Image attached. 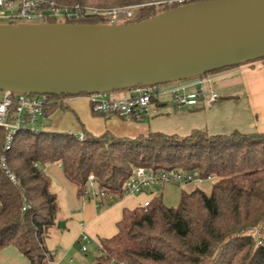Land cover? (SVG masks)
Returning <instances> with one entry per match:
<instances>
[{
  "label": "trees",
  "instance_id": "obj_1",
  "mask_svg": "<svg viewBox=\"0 0 264 264\" xmlns=\"http://www.w3.org/2000/svg\"><path fill=\"white\" fill-rule=\"evenodd\" d=\"M53 1L101 9L145 4L123 25L178 7L169 0ZM198 1L209 0L185 3ZM66 23L107 21L90 16ZM68 97L46 96L43 117L64 108ZM3 145L0 128V157L4 156L16 181L12 183L0 166V250L15 247L29 264H51L54 259L44 247L60 212L52 180L45 172L53 164L76 186L78 197L93 175L98 190L121 199L132 167L154 173L197 170L202 178H215L208 192L183 190L175 208L166 207L157 197L145 208L124 210L117 233L99 239L94 264H264V133L208 135L193 130L186 137L149 133L119 138L108 132L99 137L83 132L78 140L70 133L22 127L8 150Z\"/></svg>",
  "mask_w": 264,
  "mask_h": 264
},
{
  "label": "water",
  "instance_id": "obj_2",
  "mask_svg": "<svg viewBox=\"0 0 264 264\" xmlns=\"http://www.w3.org/2000/svg\"><path fill=\"white\" fill-rule=\"evenodd\" d=\"M262 59L264 0L198 1L127 25H0V92L109 93Z\"/></svg>",
  "mask_w": 264,
  "mask_h": 264
},
{
  "label": "crops",
  "instance_id": "obj_3",
  "mask_svg": "<svg viewBox=\"0 0 264 264\" xmlns=\"http://www.w3.org/2000/svg\"><path fill=\"white\" fill-rule=\"evenodd\" d=\"M210 79L211 89L218 99L205 104L209 85L204 84L202 97L193 106L176 107L171 97L153 101L149 118L142 121L124 119L113 114L92 112L89 104L78 97H68L64 108H57L49 117H43L38 129L77 135L88 132L99 137L106 132L119 138H135L149 133L186 137L193 130L208 135H228L234 131L242 134L264 133V59L204 76ZM196 78L181 82L185 93L200 88ZM131 90L114 97L131 95ZM45 172L52 180L60 212L57 225L44 240V247L53 254L51 264H88V247L97 250L100 238H110L117 233V223L124 210L139 208L142 203L160 197L166 207L175 208L183 190L190 191L196 184L186 186H154L150 190L126 195L121 199L107 198L83 203L77 188L63 175L58 164L49 165ZM87 236L86 251L80 250L79 238ZM99 253V252H98ZM0 264H29L28 260L12 246L0 250Z\"/></svg>",
  "mask_w": 264,
  "mask_h": 264
},
{
  "label": "built area",
  "instance_id": "obj_4",
  "mask_svg": "<svg viewBox=\"0 0 264 264\" xmlns=\"http://www.w3.org/2000/svg\"><path fill=\"white\" fill-rule=\"evenodd\" d=\"M169 4L182 6L185 0H169ZM145 4L128 5L110 9H101L80 5H62L53 0H0V21L8 20V25L16 24H53L66 23L67 20H77L90 16H97L105 19L109 25H117L133 19L136 12ZM1 25V24H0ZM210 79L203 78L199 81L200 88L193 93H185V86H143L132 89V93L126 97H114L108 93L81 95L78 98L84 99L90 106L92 112L142 121L150 116V106L153 101L163 97H171L176 107L184 105L193 106L202 97L204 84L209 85V96L205 100L210 105L218 99V95L210 87ZM0 97V128L4 131L3 150H8L14 134L22 127L32 131L39 130L38 124L43 118V110L47 105L46 96H34L27 94H16L1 92ZM78 140L83 139V133L76 135ZM0 166L12 183L15 177L9 170L4 156L0 157ZM203 182L214 183V179L200 177L197 170H160L156 173L151 170L132 167L131 176L124 185V196L150 190L154 186L165 185L186 186L190 184H201ZM98 182L93 175L87 179V190L80 197L83 203L99 201L109 198L105 192L98 190ZM150 201L141 204L140 207H147ZM24 210V209H23ZM89 238L85 235L79 238L80 250L86 251Z\"/></svg>",
  "mask_w": 264,
  "mask_h": 264
},
{
  "label": "rangeland",
  "instance_id": "obj_5",
  "mask_svg": "<svg viewBox=\"0 0 264 264\" xmlns=\"http://www.w3.org/2000/svg\"><path fill=\"white\" fill-rule=\"evenodd\" d=\"M116 8V7H115ZM0 24L1 25H8L9 24V21L8 20H1L0 21ZM106 24H109L108 22ZM118 24H123V22H119ZM181 82H185V81H174L172 83H169L167 84L168 86L172 85V86H177L178 84H180ZM166 85H159V89H161L162 87H164ZM124 90H121V91H114V92H109L108 94L110 96H117L121 93H123ZM2 96V93L0 92V97ZM214 181H215V178H214ZM197 187L199 188H202L203 190L207 191L209 190L210 186H211V183L210 182H203L201 184H196ZM88 254L90 258L87 259V262L88 264H94V260L95 258L99 255V253L97 252L96 249L92 248V247H88Z\"/></svg>",
  "mask_w": 264,
  "mask_h": 264
}]
</instances>
